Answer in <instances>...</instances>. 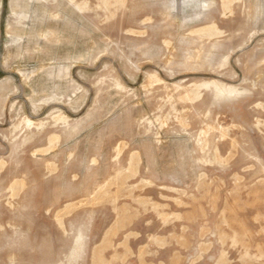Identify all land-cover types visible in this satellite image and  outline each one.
<instances>
[{"label":"rangeland","instance_id":"rangeland-1","mask_svg":"<svg viewBox=\"0 0 264 264\" xmlns=\"http://www.w3.org/2000/svg\"><path fill=\"white\" fill-rule=\"evenodd\" d=\"M0 264H264V0H0Z\"/></svg>","mask_w":264,"mask_h":264}]
</instances>
